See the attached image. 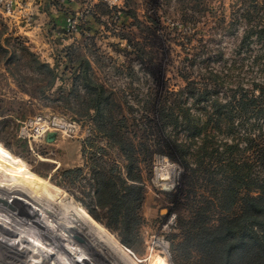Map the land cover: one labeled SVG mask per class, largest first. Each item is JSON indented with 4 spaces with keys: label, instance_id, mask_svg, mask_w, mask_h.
<instances>
[{
    "label": "rangeland",
    "instance_id": "1",
    "mask_svg": "<svg viewBox=\"0 0 264 264\" xmlns=\"http://www.w3.org/2000/svg\"><path fill=\"white\" fill-rule=\"evenodd\" d=\"M87 3L55 0L54 31ZM51 35L0 15V264L63 257L64 218L118 264H200L197 233L264 192V0L97 4Z\"/></svg>",
    "mask_w": 264,
    "mask_h": 264
},
{
    "label": "trees",
    "instance_id": "2",
    "mask_svg": "<svg viewBox=\"0 0 264 264\" xmlns=\"http://www.w3.org/2000/svg\"><path fill=\"white\" fill-rule=\"evenodd\" d=\"M0 50L7 52L1 46ZM35 63L40 71L48 73L51 77L48 85H53L57 77L54 68L36 60ZM130 191L137 192L139 195L136 198L139 199L140 188L130 186L129 193ZM243 201L240 216L224 218L218 228L197 233L194 239L197 249L202 254L200 264H264V192L258 198L247 196ZM73 222L108 258L115 263L118 262L100 246L97 238L87 234L75 220ZM253 224L259 225L261 234L253 232ZM239 228H243L244 231H238ZM121 241L128 247L125 238H121Z\"/></svg>",
    "mask_w": 264,
    "mask_h": 264
},
{
    "label": "built area",
    "instance_id": "3",
    "mask_svg": "<svg viewBox=\"0 0 264 264\" xmlns=\"http://www.w3.org/2000/svg\"><path fill=\"white\" fill-rule=\"evenodd\" d=\"M87 7L82 13L71 14L66 17L64 25L52 32L51 38H69L70 36L77 35L80 32L82 24L89 19L93 7L97 4H104L107 7L119 12L124 7L125 0H86ZM37 3V0H0V15L10 21L11 23L22 26L23 28H30L34 22L33 9ZM32 28V27H31ZM66 44L62 45L65 46ZM57 50V47H56ZM39 129H43V133H47L48 130H54L58 133L64 129H69L71 126L69 123L53 119L43 121L39 119ZM164 161L159 160L158 166H162ZM176 169V168H173Z\"/></svg>",
    "mask_w": 264,
    "mask_h": 264
},
{
    "label": "bare ground",
    "instance_id": "4",
    "mask_svg": "<svg viewBox=\"0 0 264 264\" xmlns=\"http://www.w3.org/2000/svg\"><path fill=\"white\" fill-rule=\"evenodd\" d=\"M169 164V163H168ZM62 225V226H61ZM59 228L58 229V232L60 231L61 233L58 234V237L55 236L54 238H62L64 242H62L61 240L59 241L60 244H61V250L62 252L64 253L63 254V257L59 256V257H56L57 259H53L52 255H53V252H52V248H50L51 250H47L46 252V256L45 254L44 255H41V256H44L42 257L41 259V264H47L48 263V260H50V256L52 257L53 261L55 262V264H75L76 260H78L77 262L80 261L81 264H84L86 262H88L90 259L87 257V253H86V248L89 250L90 252V257H95L99 263L101 264H117L115 262H113L110 258H108L106 256L105 253H103L99 248L98 246L90 239L88 238L79 228L78 226H76L74 224L73 221L71 220H68L67 218H64L63 221L61 222V224L59 225ZM57 231V230H56ZM68 234H71V235H68ZM77 241H76V239ZM74 239V240H73ZM73 240V241H72ZM57 241V240H56ZM58 242V241H57ZM76 245H74L75 243ZM81 242V243H80ZM73 243V246L75 247H78L76 248V250H79V252L75 251L76 253H71V245ZM70 244V245H69ZM17 245V244H15ZM84 245V246H83ZM54 246V245H53ZM59 246V245H58ZM86 247V248H85ZM57 248V247H55ZM53 248V249H55ZM27 249V248H26ZM25 249V250H26ZM31 249V248H30ZM23 250V249H22ZM33 250V249H32ZM57 250V249H56ZM60 250V249H59ZM60 250V251H61ZM75 250V249H74ZM73 250V251H74ZM31 251V250H30ZM36 252V251H35ZM82 252V253H81ZM26 253V252H25ZM31 253V252H30ZM56 253V252H55ZM93 256H91L92 254ZM29 254V251L27 253V255ZM48 254V255H47ZM62 254V253H61ZM34 255V254H33ZM37 255V254H36ZM58 255V254H57ZM31 256V255H30ZM47 256H49V258H47ZM54 256V255H53ZM15 257V256H14ZM33 257V256H32ZM23 258V257H22ZM36 258V256H35ZM34 258V259H35ZM16 259H18L16 257ZM29 260V258H27ZM32 259V263H30L29 261L26 262V261H22V262H25L24 264H38L37 262L39 261V258H37L36 260ZM93 259V258H92ZM96 260V261H97ZM20 261V260H19ZM31 261V260H30ZM94 261L95 264L96 261L95 260H92ZM21 262V261H20ZM52 262V263H54ZM76 262V264H77ZM93 263V264H94ZM4 264V263H3ZM89 264V262H88ZM90 264H92V262H90Z\"/></svg>",
    "mask_w": 264,
    "mask_h": 264
},
{
    "label": "crops",
    "instance_id": "5",
    "mask_svg": "<svg viewBox=\"0 0 264 264\" xmlns=\"http://www.w3.org/2000/svg\"><path fill=\"white\" fill-rule=\"evenodd\" d=\"M54 1L55 0H37V3L33 9V13L35 17L34 22L31 26L33 30H36V31L39 30V31H45V32L54 31V28H53L54 23H51V22L52 21L57 22L56 20H58L59 19L58 17L60 16L57 12V9L55 8L53 4ZM65 19L66 17L62 21L61 27L64 25Z\"/></svg>",
    "mask_w": 264,
    "mask_h": 264
},
{
    "label": "water",
    "instance_id": "6",
    "mask_svg": "<svg viewBox=\"0 0 264 264\" xmlns=\"http://www.w3.org/2000/svg\"><path fill=\"white\" fill-rule=\"evenodd\" d=\"M56 137H57L56 132H50V133H48V134H47V142H48V143H52V142H54L55 139H56Z\"/></svg>",
    "mask_w": 264,
    "mask_h": 264
}]
</instances>
